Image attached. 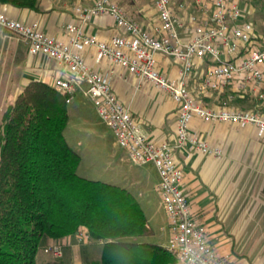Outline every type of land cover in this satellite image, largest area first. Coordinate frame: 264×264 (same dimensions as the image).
Listing matches in <instances>:
<instances>
[{
    "label": "crops",
    "instance_id": "1",
    "mask_svg": "<svg viewBox=\"0 0 264 264\" xmlns=\"http://www.w3.org/2000/svg\"><path fill=\"white\" fill-rule=\"evenodd\" d=\"M115 1L127 16L149 31H156L158 14L154 0ZM238 1L242 8L251 11L249 18L255 23L258 13L256 2ZM94 2L95 0H40L38 9L0 3V12L23 22L37 21L47 34L66 40L68 37L66 25L80 21L77 7L86 8ZM150 3L153 4V8ZM177 3H180L179 6ZM173 6L180 23L181 37L188 41L194 34L191 26L188 27L189 14L200 15L201 5L197 4L196 0H173ZM255 25L262 35L261 42L264 43V24ZM84 29L87 33L104 40L119 31L115 19L107 14L93 16L84 25ZM246 51V48L242 47L239 54L228 58L242 56ZM83 54L93 70L111 76L113 91L131 110L150 139L156 142L174 140L178 108L167 92L107 59L97 62L94 48H86ZM7 62L11 68L0 74V105L11 101L12 106L31 81L39 80L52 85L61 73L57 61L45 55L31 54L25 40L0 28V66L5 65L8 68ZM196 62L195 72L189 82L198 98L206 105L231 104L235 108L264 111V97L252 92L238 91L235 86H229L221 91L213 89L206 92L197 91L200 76L210 67L211 61L205 59ZM158 66L164 74L177 77L179 68L173 58L159 55ZM86 88L87 84H83L77 89L71 101L76 100L74 112L81 116L80 123L86 128L93 126L87 111L93 114L97 123L106 125L105 128L98 129L100 137H110L109 156L118 157L120 162L118 171L111 177L124 179L122 184L117 185L129 189L139 200L153 229L149 236L156 237L158 232L163 233L160 242H145L167 248L170 229L167 212L157 190L160 177L156 166L153 163L137 165L129 152L121 148L115 134L99 115L94 100L85 93ZM261 91H264V85ZM69 114L71 118L70 110ZM190 130L208 145L220 150L219 153L204 152L188 144L176 151L177 159L184 169L183 187L191 202L195 218L206 225L209 242L221 258L232 264H264V135H259L254 125L207 122L199 117L191 121ZM77 145L82 150L84 142L78 140ZM81 156L83 160V155ZM128 161L137 166H127ZM52 242H59L64 246V256L60 259L62 264H97L102 255V251L97 250L98 246L103 250L102 242L92 240L79 242L74 234L58 239L46 237L41 246ZM38 263L48 264L46 254L40 250L37 254Z\"/></svg>",
    "mask_w": 264,
    "mask_h": 264
},
{
    "label": "built area",
    "instance_id": "2",
    "mask_svg": "<svg viewBox=\"0 0 264 264\" xmlns=\"http://www.w3.org/2000/svg\"><path fill=\"white\" fill-rule=\"evenodd\" d=\"M154 2L158 14L155 32L127 16L115 0H95L86 8L77 7L80 21L66 25V40L47 34L37 21L23 22L3 12H0V28L25 40L31 54L45 55L58 62L61 73L52 85L68 95L69 103L77 89L87 84L85 93L94 100L99 115L115 134L118 144L129 152L135 163L156 166L160 177L157 190L170 229L167 249L184 264H232L219 256L209 242L206 225L195 218L183 187L184 169L176 151L191 144L204 152H220L191 132L190 123L195 117L207 122L254 125L259 135H264V111L206 105L189 82L196 60L209 59L211 65L202 72L197 91H221L235 86L238 91L264 97L261 91L264 85L262 35L249 18L251 11L242 8L238 0H196L201 5V14H189L188 27L191 26L194 34L184 41L173 0ZM99 14L111 15L116 21L119 31L109 39H100L84 29V25ZM89 47L94 48L97 62L107 59L150 81L173 98L178 116L172 142H156L147 136L131 110L113 91L111 76L88 65L83 51ZM242 47L247 50L244 55L228 58L239 54ZM159 55L173 58L179 68L177 77L160 70ZM75 236L79 242L91 240L86 228H80ZM43 250L56 258L64 255V246L59 242Z\"/></svg>",
    "mask_w": 264,
    "mask_h": 264
},
{
    "label": "trees",
    "instance_id": "3",
    "mask_svg": "<svg viewBox=\"0 0 264 264\" xmlns=\"http://www.w3.org/2000/svg\"><path fill=\"white\" fill-rule=\"evenodd\" d=\"M38 9L40 0H0ZM68 95L27 84L5 114L0 150V264H37L46 237L86 228L102 242L97 264H178L167 248L133 238L153 229L127 188L79 174L82 156L69 143ZM60 264V262H56Z\"/></svg>",
    "mask_w": 264,
    "mask_h": 264
},
{
    "label": "rangeland",
    "instance_id": "4",
    "mask_svg": "<svg viewBox=\"0 0 264 264\" xmlns=\"http://www.w3.org/2000/svg\"><path fill=\"white\" fill-rule=\"evenodd\" d=\"M254 1L256 2L258 6V13L255 18L256 19L255 23L261 26L262 24H264V0H254ZM179 4L180 3H177L176 5L179 6ZM150 6L152 7L153 4L150 3ZM7 66L8 68L5 67V65L0 66V74H2V72L5 71V69L9 70V68H11V65L9 64V62H7ZM10 102L11 101H7L5 104L0 105V150H1L2 141H3V134H4L5 114L8 111L9 107L11 106ZM0 104H1V101H0ZM75 104H76V100L69 103V110L71 113V118H70V121H69V124L67 126L65 133H66V137L69 143L71 144V146H73L83 155V160L78 169L79 174L87 178H90V179L102 180L105 182H110V183H115V184H120V183L122 184L124 179H117V177H111L112 174L118 171V168L120 167L119 166L120 162H119L118 157L113 158L109 156V154L111 155V151H110L111 144H110V139H109L110 137L109 138L100 137L101 133L98 130L100 128H105L106 125L104 123H101V124L97 123V121L94 120L93 114L90 111H87L88 113L87 115H88V118H90V121L93 124V126L86 128L83 125H81L80 123L81 116L78 115L76 112H74ZM228 105L230 107H234L231 104H228ZM240 109H246V108L240 107ZM78 140H81L84 142L83 148L81 147L82 150L78 148L79 147L77 145ZM137 165L133 162L132 163H130L129 161L127 162V166H130V167L137 166ZM152 197L154 196L152 195ZM161 234L163 233L158 232L156 237L145 236V237L133 238V240L160 242ZM44 247L40 249L41 253L44 252L43 250ZM100 248L101 247L99 246L97 247L98 252L102 251ZM45 254L47 256L48 264H56V262H60V259H62L64 256L63 255L61 258H56L48 253H45ZM38 264H44V263H38ZM178 264H184V263L178 260Z\"/></svg>",
    "mask_w": 264,
    "mask_h": 264
}]
</instances>
